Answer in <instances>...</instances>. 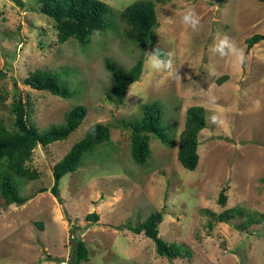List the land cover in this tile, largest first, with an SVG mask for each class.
Segmentation results:
<instances>
[{"label":"rangeland","instance_id":"1","mask_svg":"<svg viewBox=\"0 0 264 264\" xmlns=\"http://www.w3.org/2000/svg\"><path fill=\"white\" fill-rule=\"evenodd\" d=\"M104 1L119 10L135 0ZM153 1L160 22L154 47L164 49V59L171 53L172 68L151 69L152 51L146 49L140 79L128 86L124 103L116 104L106 97L113 79L105 57L131 68L142 54L125 38L120 21L116 29L96 32L83 48L74 39L59 42L55 21L39 11L37 0H0V124L13 126L17 91L24 99L29 95L30 120L39 129L63 123L78 104L87 107L68 138L35 148L29 165L38 179L12 177L19 193L30 198L9 205L0 198V264H75L78 239L90 253L83 264H264V40L250 49L246 43L264 34V0ZM189 10L200 19L196 29L183 22ZM225 37L244 50L242 65L215 51ZM36 69L62 70L71 96L25 84ZM223 75L229 78L219 84ZM155 101L175 142L153 137L152 164L140 167L121 120ZM195 105L205 108L207 126L199 134L198 166L188 170L178 159L177 142L187 109ZM96 122L110 125L112 142L96 147L61 179L59 199L51 190L54 164ZM225 187L223 205L219 194ZM234 206L256 211L260 221L239 230L235 224L242 218L218 222L204 211L218 214ZM155 210L164 213L160 235L190 255L161 256L151 238L124 226ZM91 212L99 214L98 221L86 218Z\"/></svg>","mask_w":264,"mask_h":264},{"label":"trees","instance_id":"2","mask_svg":"<svg viewBox=\"0 0 264 264\" xmlns=\"http://www.w3.org/2000/svg\"><path fill=\"white\" fill-rule=\"evenodd\" d=\"M39 11L52 18L57 28L58 40L65 43L74 39L78 44L86 48L89 46L92 36L96 32L105 33L116 29L117 20L122 23L124 36L141 51V56L131 68H126L111 56L105 57V67L112 75V85L106 97L109 101L122 104L125 101L128 86L139 80L144 69V51L150 49L158 51L161 58H165L164 49L154 47L157 42V29L160 25L156 12V4L153 0H135L123 9H114L104 0H37ZM264 40V34L255 33L247 38V49ZM69 72V68H65ZM62 70L36 69L31 71L24 79V83L37 90H45L61 97H70L71 89L62 82ZM229 77L223 75L218 78L222 84ZM2 95L0 94V100ZM31 101L29 95L24 99L21 92L17 91L12 103L14 122L12 127L0 124V198L6 205L12 203H24L30 197L19 193L17 185L12 183L13 176H19L27 180H35L39 172L29 163L32 160L35 148L41 144L48 146L53 142L68 138L80 126L87 114V107L78 104L72 107L65 115L63 123L39 129L30 120ZM140 111L121 120L122 126L129 129L130 154L135 164L147 167L152 164L153 155L151 142L153 137L158 138L166 145L175 142L166 132V121L160 105L155 101L143 103ZM207 126L205 108L200 105L190 106L187 109L184 127L178 138V159L188 170H195L198 166L200 155L199 134ZM174 130H175V126ZM112 142V130L110 125L104 122L93 123L84 136L74 142L68 152L54 164V183L52 193L60 199L61 179L70 172L76 171L82 164V158L94 152L96 147ZM47 188H41L45 191ZM227 188H223L219 194V202L223 205L227 202ZM205 212L215 216L218 222L229 223L231 219L242 218L235 224L239 230H247L252 224L259 222L256 211H251L243 206L226 208L218 214L205 209ZM86 218L98 221L100 216L96 212L86 215ZM162 210H155L144 220L134 223L129 221L124 224L126 228L136 234L144 233L151 238L156 246V251L161 256L175 259L185 254L190 255L191 250H186L177 242H168L161 235L159 226L163 221ZM75 264H83L89 260L90 253L86 242L78 239L74 245Z\"/></svg>","mask_w":264,"mask_h":264},{"label":"clouds","instance_id":"3","mask_svg":"<svg viewBox=\"0 0 264 264\" xmlns=\"http://www.w3.org/2000/svg\"><path fill=\"white\" fill-rule=\"evenodd\" d=\"M183 22L185 25H190L193 29H196L200 23V19L195 13L194 10H189L183 16ZM227 48V53H225L224 49ZM215 51H219L221 55H231L234 57V63L237 65H242L245 61V54L242 48L236 46L234 42H230L227 37L222 39L219 44L216 45ZM168 59L161 58L158 51H153L151 55L148 57V64L151 69L160 71V70H170L172 68V60L171 53L168 54ZM216 97H213L215 100ZM214 123L218 122V118L216 116L212 117Z\"/></svg>","mask_w":264,"mask_h":264}]
</instances>
